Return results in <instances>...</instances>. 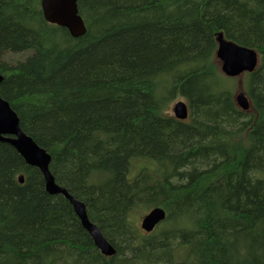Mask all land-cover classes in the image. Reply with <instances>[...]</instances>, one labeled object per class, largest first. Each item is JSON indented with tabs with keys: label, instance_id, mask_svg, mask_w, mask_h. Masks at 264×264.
Returning <instances> with one entry per match:
<instances>
[{
	"label": "trees",
	"instance_id": "obj_1",
	"mask_svg": "<svg viewBox=\"0 0 264 264\" xmlns=\"http://www.w3.org/2000/svg\"><path fill=\"white\" fill-rule=\"evenodd\" d=\"M78 9L87 31L74 38L41 0H0V96L116 253L0 142V264H264V0ZM219 33L260 56L243 78L251 112L221 73ZM178 98L186 120L168 113ZM157 207L166 218L147 233L136 212Z\"/></svg>",
	"mask_w": 264,
	"mask_h": 264
},
{
	"label": "water",
	"instance_id": "obj_2",
	"mask_svg": "<svg viewBox=\"0 0 264 264\" xmlns=\"http://www.w3.org/2000/svg\"><path fill=\"white\" fill-rule=\"evenodd\" d=\"M79 0H41V7L45 20L52 25L68 30L74 38L83 36L87 28L79 14ZM218 48L216 58L219 60L220 70L227 77H240L244 73L256 71L260 64L257 51L238 45L224 38L222 33L217 34ZM3 80L0 75V84ZM235 101L243 110L250 109V102L243 92H240ZM174 115L179 120H186L189 115L187 105L180 101L173 108ZM0 142L10 144L25 160L26 164L38 169L45 182L46 192L51 195H62L67 199L83 228L90 234L94 244L105 256H113L116 251L103 236L99 227L89 220L86 205L72 196L66 188L57 184L50 170L51 155L40 147L32 137L20 127L19 118L10 104L0 96ZM24 183V176L19 177ZM166 212L162 208H154L141 221V228L150 233L165 220Z\"/></svg>",
	"mask_w": 264,
	"mask_h": 264
},
{
	"label": "rangeland",
	"instance_id": "obj_3",
	"mask_svg": "<svg viewBox=\"0 0 264 264\" xmlns=\"http://www.w3.org/2000/svg\"><path fill=\"white\" fill-rule=\"evenodd\" d=\"M24 58V54H10L8 55L5 60L8 61V62H15L17 61L18 59H22ZM242 81L239 80V79H235V84H236V90L234 91L235 93L233 94L235 97L240 93L241 89L238 88V86H241ZM179 101H183L185 102V100L183 98H178V99H175L171 104H170V107H169V110H168V113H170L171 115H174L173 114V107L175 106V104ZM186 103V102H185ZM253 109H251L249 112H251ZM149 213V210H144V211H140L139 213L136 212V225L141 229V221H142V218L147 214Z\"/></svg>",
	"mask_w": 264,
	"mask_h": 264
},
{
	"label": "bare ground",
	"instance_id": "obj_4",
	"mask_svg": "<svg viewBox=\"0 0 264 264\" xmlns=\"http://www.w3.org/2000/svg\"><path fill=\"white\" fill-rule=\"evenodd\" d=\"M235 101V100H234ZM235 103H236V101H235ZM237 105V104H236Z\"/></svg>",
	"mask_w": 264,
	"mask_h": 264
}]
</instances>
